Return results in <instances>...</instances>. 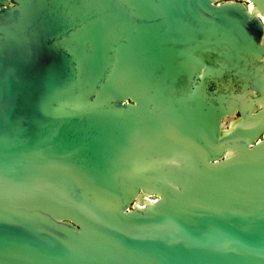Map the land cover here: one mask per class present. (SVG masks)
Returning <instances> with one entry per match:
<instances>
[{"label": "water", "instance_id": "obj_1", "mask_svg": "<svg viewBox=\"0 0 264 264\" xmlns=\"http://www.w3.org/2000/svg\"><path fill=\"white\" fill-rule=\"evenodd\" d=\"M0 264H264V0H0Z\"/></svg>", "mask_w": 264, "mask_h": 264}]
</instances>
